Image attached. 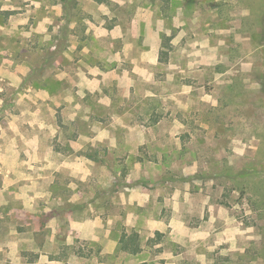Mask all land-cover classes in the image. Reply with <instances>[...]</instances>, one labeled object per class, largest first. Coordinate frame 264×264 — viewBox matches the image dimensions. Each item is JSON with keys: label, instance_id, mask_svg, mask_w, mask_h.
I'll return each instance as SVG.
<instances>
[{"label": "rangeland", "instance_id": "1", "mask_svg": "<svg viewBox=\"0 0 264 264\" xmlns=\"http://www.w3.org/2000/svg\"><path fill=\"white\" fill-rule=\"evenodd\" d=\"M0 264H264V0H0Z\"/></svg>", "mask_w": 264, "mask_h": 264}, {"label": "trees", "instance_id": "2", "mask_svg": "<svg viewBox=\"0 0 264 264\" xmlns=\"http://www.w3.org/2000/svg\"><path fill=\"white\" fill-rule=\"evenodd\" d=\"M102 2L103 0H96ZM119 250L127 252L131 255H135L140 251V246L138 244V236L134 233L124 234L119 241Z\"/></svg>", "mask_w": 264, "mask_h": 264}]
</instances>
